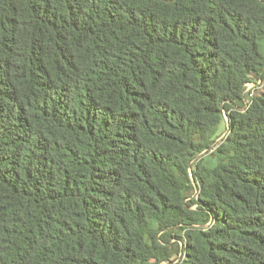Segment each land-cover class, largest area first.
I'll return each instance as SVG.
<instances>
[{
	"label": "trees",
	"instance_id": "trees-1",
	"mask_svg": "<svg viewBox=\"0 0 264 264\" xmlns=\"http://www.w3.org/2000/svg\"><path fill=\"white\" fill-rule=\"evenodd\" d=\"M263 76L264 0H0V264H264Z\"/></svg>",
	"mask_w": 264,
	"mask_h": 264
},
{
	"label": "built area",
	"instance_id": "built-area-1",
	"mask_svg": "<svg viewBox=\"0 0 264 264\" xmlns=\"http://www.w3.org/2000/svg\"><path fill=\"white\" fill-rule=\"evenodd\" d=\"M262 87H264V76L261 78L253 77L252 80L245 85L241 107H236V109L243 113L248 111L254 103L256 91ZM225 118L228 121V116L226 114ZM220 140L221 139H219V141Z\"/></svg>",
	"mask_w": 264,
	"mask_h": 264
},
{
	"label": "rangeland",
	"instance_id": "rangeland-1",
	"mask_svg": "<svg viewBox=\"0 0 264 264\" xmlns=\"http://www.w3.org/2000/svg\"><path fill=\"white\" fill-rule=\"evenodd\" d=\"M220 129H219V133H220V135H222L223 133H225L226 132V123H223L222 125H221V127H219ZM223 137V136H222ZM220 139V138H219ZM218 142H219V140H217ZM217 158L216 157H213V156H211V155H208V156H206V158H205V163L207 164V165H209V166H215L216 164H217ZM197 195V193L195 192V194L193 195V196H196ZM174 264H176V262L174 263Z\"/></svg>",
	"mask_w": 264,
	"mask_h": 264
}]
</instances>
